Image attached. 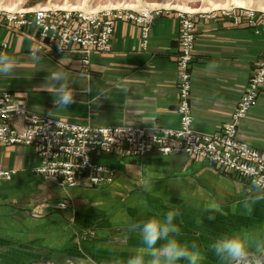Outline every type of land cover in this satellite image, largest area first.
Segmentation results:
<instances>
[{"label": "crops", "instance_id": "1", "mask_svg": "<svg viewBox=\"0 0 264 264\" xmlns=\"http://www.w3.org/2000/svg\"><path fill=\"white\" fill-rule=\"evenodd\" d=\"M27 1L20 3L21 10L31 12L34 7H26ZM39 1L43 4L46 0ZM189 2L194 8L187 9L195 12L232 4L254 8V0ZM162 4L167 5L165 2ZM172 10L156 19L150 32L148 48L144 51L139 49V28L126 22L117 23L111 51L105 55L91 56L88 75L68 70L55 62L34 58L31 41L22 35L27 30L19 31L0 25V40L9 43L6 54L16 60V67L10 74L0 75V90L11 76L29 77L33 78L36 85L45 81L46 84L51 83L46 95L33 99L28 95L29 109L39 115L80 125L134 126L147 131L174 128L178 123L175 81L179 25L175 13L178 8L172 7ZM195 36V52L191 63L192 129L200 135H211L229 120L239 101L248 74L264 51V34L233 27L227 19L221 18L199 21ZM62 57L67 58L64 61L67 65L71 63L77 66L80 62L76 56ZM211 61L217 62L219 66L209 70ZM56 70L71 74L69 84L75 89L76 102L67 109L54 108L56 85L50 79V74ZM89 85L93 88L92 94H81L80 90ZM98 89L109 90L108 98L98 95ZM6 91L26 92L24 89ZM51 111L54 112L50 115ZM238 139L264 151V89L258 104L242 123ZM94 160L115 169V181L104 191L83 188L67 191L33 173L38 161L32 149L22 146L3 148L0 151V169L15 170L17 175L9 184L0 183V244H8L10 240L19 244H33L40 240L37 234H49L48 244L51 238H56L59 249L64 244L65 256H75L80 254L82 246L74 244V236L92 230H96L99 239L101 237L100 243H111L113 238L109 237V233L119 228L127 230V224H116L114 212L111 210L110 214V207L104 208L99 201L124 196L145 197L149 203L154 201L156 208L163 214L170 209L179 210L180 217L185 218V225L177 223L181 233L184 228L198 231L208 230L210 225H223L220 233L226 230L229 221L231 230L255 228L254 219H258L260 210H264V201H261L254 206L251 215L244 214L241 201L247 195L249 184L233 176L218 175L202 160L184 156L154 155L140 159L102 154ZM61 197L73 201L67 202L72 204L73 212L57 214L50 210L51 205L56 204L54 200ZM30 212H42L44 217L35 220ZM63 213L72 214L74 219L66 221ZM209 216L215 219L210 220ZM196 237L200 235L196 234ZM127 239L128 243L140 245L136 234L128 232ZM67 242L70 243L69 247H66ZM210 243V238L206 239V247ZM108 247L107 257L115 259L116 252L109 251ZM28 250V254L20 252L15 259H5L14 264L34 262L45 257L38 256L30 248ZM205 255L209 257V254ZM93 259L87 260L93 264Z\"/></svg>", "mask_w": 264, "mask_h": 264}, {"label": "built area", "instance_id": "2", "mask_svg": "<svg viewBox=\"0 0 264 264\" xmlns=\"http://www.w3.org/2000/svg\"><path fill=\"white\" fill-rule=\"evenodd\" d=\"M168 10L106 8L100 11L36 9L0 10V25L39 34L37 49L45 54H67L79 58L84 72L89 71L94 54L111 51L115 25L126 22L139 28V49L148 48L154 21ZM37 16L43 18L37 25ZM179 25L177 65V129L146 131L141 127H103L40 116L31 112L19 93L0 90V146L31 148L39 161L34 173L61 189L84 185L98 189L112 184L114 171L97 164L99 154L145 158L154 155H185L207 162L220 173H232L249 185L264 177V151L257 150L237 137L239 120L255 104L264 86V52L255 71L248 78L236 111L220 130L200 135L190 129L191 63L195 52V28L199 21L227 19L236 28L252 29L264 34V11L254 8L225 7L205 12L176 11ZM61 43L63 51L58 47ZM7 42H0V53H6ZM38 49V50H39ZM16 115L11 118V115ZM17 120L19 123H16ZM87 159V160H85ZM13 172V171H12ZM13 173L0 169V178L10 179ZM64 208L65 204L58 205Z\"/></svg>", "mask_w": 264, "mask_h": 264}, {"label": "rangeland", "instance_id": "3", "mask_svg": "<svg viewBox=\"0 0 264 264\" xmlns=\"http://www.w3.org/2000/svg\"><path fill=\"white\" fill-rule=\"evenodd\" d=\"M22 1L24 2L25 0H0V10H2V11H16V10H18L19 11V10H21L20 3ZM189 1L190 0H46L45 3L41 4L40 3L41 1H39V0H28L26 2L25 6L26 7L32 6V7H34V10H36V9H46V10L47 9H58L57 7H65V8H59L58 10H89V11H100L101 9H106V8L140 9L143 7H147L150 9L168 10V12L164 13L163 15L168 14L171 11H173L172 7H177L178 10H175V13H176V11L195 13V11H190L189 9H187V7L194 8V7H191L192 5H189V3H190ZM164 2L167 5L162 4ZM173 4H175L176 6H174ZM231 6L239 7V8H243V9L252 8V7H240L238 5H233V4L229 5L227 7H231ZM220 8H225V7H220ZM216 9H218V8H216ZM254 9L264 11V0H254ZM261 9H263V10H261ZM209 10H212V8ZM209 10L207 9V11H209ZM135 26H137V25H135ZM151 29H152V27H151ZM26 30L27 31L22 33V35L24 37H28V39L31 41V43H32V50L31 51H32V55H34L33 56L34 58L41 59L43 61H48L49 63L55 62V63L61 65L62 67L65 66L64 68H66L68 70L75 71V72L77 71L78 73H83L86 75H88L90 73V64H89V71L84 72V70L81 67L80 62H78L79 64L77 66H75L74 64H71V63H69L67 65L64 62L67 58H63L62 56H65L67 54H61L60 55V54L54 53L51 55H47V54H45L44 50H40L39 48H38L39 49L38 50L37 49V46H38L37 42L39 40V34L33 29H26ZM114 31H115V28H114ZM113 35H114V32H113ZM112 40H113V38H112ZM0 42H7V41L6 40H0ZM8 49H9V43H8ZM8 49H7V51H8ZM261 55H260V57H261ZM67 56H69V55H67ZM260 57L256 61L254 67L250 70V72L248 74V78H249L250 74L253 71H255L257 63L260 60ZM69 59L71 60V58H69ZM72 62H74V61H72ZM176 68H177V65H176ZM190 72H191V70H190ZM248 78H247L244 90L248 86ZM46 83L47 82L45 81V82L41 83V85H36L35 82L33 81V78H29V77L28 78H25V77L24 78H22V77L16 78L15 76H11L7 81L4 82L1 89L2 90H16V89L26 90V92H20V91H10V92H13L16 94L17 93L22 94V95H20V97L25 100L26 106L29 109V107L27 105L28 95H30V98H32V99L38 98L39 96L46 95L50 91L48 88L50 87L49 84H51V83H49V84H46ZM175 89H176V93H177V103L176 104H178L177 77H176V81H175ZM263 89H264V86L262 87V89L260 90L258 95L256 96L255 104L248 110L245 117H243L241 120H239L238 125H237L238 133H239V130L242 126V123L247 119L251 110L258 104ZM244 90H243V92H244ZM242 95H243V93H242ZM240 99H241V97H240ZM240 99H239V101H240ZM191 100H192V74H191V93H190V98H189V106H190V111H191L190 112V115H191L190 129L193 131V129H192L193 114H192V108H191ZM239 101L234 106L231 115H233L234 112L236 111V108L239 104ZM31 112H33V111H31ZM33 113H35V112H33ZM176 113H177V105H176ZM35 114H37V113H35ZM15 115H16V113H13L11 115V118H13ZM37 115H39V114H37ZM231 115H230V117H231ZM40 116H44V115H40ZM58 120H61V119H58ZM15 122L19 123L17 120H15ZM226 123H224V124H226ZM103 127H106V126H103ZM178 127H179V123H177L176 127L167 128V129H177ZM237 137H238V135H237ZM6 147H14V146H0V151ZM99 155H101V154H99ZM108 156H113V155H108ZM114 156H116V155H114ZM169 156H171V155H168V156L159 155V157H169ZM176 156H184L186 158H189L185 155H176ZM95 157H94V159H95ZM97 164H99V163H97ZM103 166H105V165H103ZM105 167H109V166H105ZM109 168H111V167H109ZM111 169L114 171V174H115V177L113 180V182H114L116 179V170L113 168H111ZM213 169L220 176H233L235 178L241 179L232 173H220L215 168H213ZM3 171H8L10 173H13L14 175H11L10 179H8V180L1 177L0 183L9 184L10 181H12L13 178L17 175V171H15V170L4 169ZM33 173H34V170H33ZM78 188L92 189V190H103L104 191L108 188V186L105 188H102V189H98L96 187L88 188V187H84V185H79L76 187L67 188V189H63V190L68 191V190L78 189ZM54 202L56 204L51 205L50 210L56 211L55 213H57V214H60V213L62 214V212H68V211L73 212L74 211L72 204L69 205L67 203V202H71V201H68V199H63L61 197L60 199L57 198L56 200H54ZM62 203L65 204L64 208H60L58 206ZM71 203H73V201ZM99 203H101L104 206V208H106V206L110 207V214H111V210H112V212H114L113 218H114V221L116 222V224L126 225L130 219L138 221V220L148 219L151 216L163 215V213L158 208H156V206H157V204H155L156 202L154 203V201L153 202L150 201V203H149V201H147V199L145 197L124 196V197L115 198V199L109 198V199L101 200V201H99ZM30 214H32V217L35 218V220L43 219L42 217H44V214L42 212H30ZM63 214L64 215H62V216L63 217L65 216L64 218H66V221H72L74 219L72 214H70V213L69 214L63 213ZM124 216H125V218H124ZM184 216H185V214H184ZM184 219H185L184 217H180V215H179V217L176 218L175 222L176 223L180 222L181 224L183 223V225H185L183 222ZM227 222H226V224H228V223L229 224L226 225V230H224L220 233H219L220 229L223 230V228H224L223 225H220V226L210 225V228H208V230H198V231L191 230L189 228H184L183 229L184 232L182 233V238L181 237L180 238L183 242H189V243L196 242V243H198L201 251L204 252V254H209V257L207 255H205L206 259L204 261V264H220V262L214 256V254L210 250H208L209 248L206 247L205 242H206V239H208V238H210V242H211V240L215 236H217L223 232L231 231V229H230V227H231L230 222L231 221H229L228 223ZM69 225H71V224H69ZM254 225H255L254 229H264V210H260V215L258 214V219L257 218L254 219ZM188 226H190V224H188ZM95 232H96V230L82 231V232H79L77 235L74 236V239L72 240L73 242H75L74 244H76V246H80V247L82 246L81 250H79L80 254H76L75 256H72L70 254H68V256H65V253L63 252L65 250V246L63 244V245H61V247L59 249L57 246L59 244V241L56 240V238H51V243L48 244L50 242L49 234L46 236L40 235V233L37 234V236L40 239L38 241L39 243L34 241L33 244L21 243V242L19 244V243H16L15 240H10L8 244H0V264L10 263V260H7V259H15L16 256L20 252H22L24 254H28L27 253V251H29L28 248H30L31 251L34 250L35 252H37L38 256H42V257L45 256V257L40 258L39 259L40 261L39 260L34 261V262L28 261L30 263H28L27 261H24V262H17L14 264H91V262L88 260L92 259L93 257H94V259L92 260V261H94L93 264H111V262L114 259H112V257H109V256H108L109 258L107 257V255H108V252L106 249L107 245L109 246L108 247L109 251L113 250L116 252L115 258H120L122 260H126L127 257L131 254L132 249L137 248L139 246V244H137V243L136 244H134L133 242L128 243V239H127L128 238V231L124 230L122 228L115 229L114 233H112V232L109 233V237L113 238V240L110 241L111 243H108V244L100 243L101 237L99 239V236ZM72 234L74 235V233H72ZM196 234L200 235V237H196ZM53 236H54V233L51 234V237H53ZM43 237H45V238H43ZM79 244H81V245H79ZM69 246H70V243L67 242L66 247H69ZM124 253H127V254H124ZM5 258H7V259H5ZM5 262H8V263H5ZM10 264H13V263H10Z\"/></svg>", "mask_w": 264, "mask_h": 264}, {"label": "clouds", "instance_id": "4", "mask_svg": "<svg viewBox=\"0 0 264 264\" xmlns=\"http://www.w3.org/2000/svg\"><path fill=\"white\" fill-rule=\"evenodd\" d=\"M35 23L42 25L43 18L37 16ZM58 47L63 51L61 43ZM218 66L217 62L211 61L208 67L212 70ZM15 67L13 56L0 53V75L10 74ZM50 79L56 85L53 101L55 110L67 109L76 102L75 89L69 84V72L56 70L50 74ZM80 91L88 95L92 94L93 88L89 85ZM108 91L98 89V95L108 98ZM261 201H264V177L253 179L247 188V195L241 201L244 214L251 215L254 206ZM179 215V210L170 209L162 216L138 221L130 219L127 231L138 236L140 245L132 249L126 260L115 258L111 264H204L206 256L199 244L181 240V228L175 222ZM208 218L215 219L214 216ZM208 248L220 264H264V229L241 228L221 233L211 240Z\"/></svg>", "mask_w": 264, "mask_h": 264}, {"label": "bare ground", "instance_id": "5", "mask_svg": "<svg viewBox=\"0 0 264 264\" xmlns=\"http://www.w3.org/2000/svg\"><path fill=\"white\" fill-rule=\"evenodd\" d=\"M59 9V8H58Z\"/></svg>", "mask_w": 264, "mask_h": 264}]
</instances>
